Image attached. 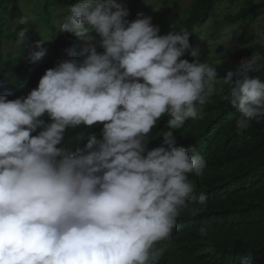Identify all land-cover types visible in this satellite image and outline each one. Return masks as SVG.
<instances>
[{"label": "clouds", "instance_id": "9594fccd", "mask_svg": "<svg viewBox=\"0 0 264 264\" xmlns=\"http://www.w3.org/2000/svg\"><path fill=\"white\" fill-rule=\"evenodd\" d=\"M128 16L115 0H77L58 31L83 40L80 59L47 69L26 96L0 95V264H158L157 244L170 239L196 192L189 175L201 176L207 166L173 131L198 117L217 81L239 113L238 132L264 118V80L249 76L264 67V54L252 52L218 78L207 61L182 59L187 32L173 24L160 35L151 17ZM27 31L18 32V45ZM253 35L252 44L264 48V27ZM44 42L30 62L45 56ZM165 116L167 131L149 150ZM81 126L101 127L74 152L65 134Z\"/></svg>", "mask_w": 264, "mask_h": 264}, {"label": "trees", "instance_id": "16d2710c", "mask_svg": "<svg viewBox=\"0 0 264 264\" xmlns=\"http://www.w3.org/2000/svg\"><path fill=\"white\" fill-rule=\"evenodd\" d=\"M240 1L192 0L186 17L175 26L176 31L190 35V49L182 59L197 60L201 31L206 24L221 5L235 6ZM76 2L66 0L59 21L52 25L50 17L55 4L53 0L44 1L41 23L50 35V51L47 59L33 63L29 56L38 50L34 47L33 32H26L25 45L16 43L18 32L25 28L17 22L21 19L17 0H0V95L9 100L26 96L37 87L47 69L55 67L61 60L80 59L83 40L58 31V23L68 14V6ZM138 8L139 0L130 4L129 21L136 19ZM11 14L16 16L13 28L8 26ZM263 17L264 0L244 6L233 14L221 15L212 23L208 40L218 42L229 33L235 37ZM254 39L253 33L240 34L235 37L238 49L228 56L227 61L210 63L217 68L218 78L235 71L240 61L249 58L252 52L264 54V48L252 44ZM69 48L73 49L72 56L66 52ZM249 76L264 80V67ZM227 92V86L217 81L205 104L198 106V117L186 120L173 131L177 143L186 149H195L207 161V166L201 176L189 175L196 192L180 211L170 239L157 244L162 252L158 264H244L245 261L247 264H264V118L253 121L243 133L238 132L235 121L239 113L224 100ZM166 119V116L162 117L152 130L149 150L161 143L160 133L167 131ZM100 127L69 129L65 143L69 147L76 146L74 152L83 150L87 141L79 145L77 142L90 131L99 135ZM201 194L206 197L204 205L199 203ZM202 226L208 230L206 236L200 234Z\"/></svg>", "mask_w": 264, "mask_h": 264}, {"label": "rangeland", "instance_id": "374dc122", "mask_svg": "<svg viewBox=\"0 0 264 264\" xmlns=\"http://www.w3.org/2000/svg\"><path fill=\"white\" fill-rule=\"evenodd\" d=\"M45 0H17L20 9L21 18H27L28 23L24 25L28 31L33 32L36 43L41 39L44 42L41 47L46 49L43 59H47L50 51V35L43 28L41 23V8ZM66 0H53L55 9L52 11L50 21L54 25L60 19L62 8ZM135 0H115L118 4H124L127 9ZM192 0H139L138 14L151 17L154 26H158L160 33L170 30L171 25H178L187 15L188 6ZM261 0H241L235 6L221 5L215 16L210 20L201 31V43L197 48V60L208 63L218 64L227 61L228 56L234 53L238 48L235 46V37L250 35L255 28L264 26V17L258 19L253 25L236 34L232 41L223 39L218 42L208 40V31L212 23L224 14H233L240 8ZM16 23V16L10 15L8 26L13 28ZM10 50L9 45L6 46ZM98 51H102L98 49Z\"/></svg>", "mask_w": 264, "mask_h": 264}]
</instances>
